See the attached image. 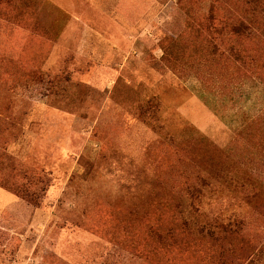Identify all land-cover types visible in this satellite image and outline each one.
Returning a JSON list of instances; mask_svg holds the SVG:
<instances>
[{
  "label": "rangeland",
  "instance_id": "rangeland-1",
  "mask_svg": "<svg viewBox=\"0 0 264 264\" xmlns=\"http://www.w3.org/2000/svg\"><path fill=\"white\" fill-rule=\"evenodd\" d=\"M157 1L0 0V264L264 253V0Z\"/></svg>",
  "mask_w": 264,
  "mask_h": 264
},
{
  "label": "crops",
  "instance_id": "crops-1",
  "mask_svg": "<svg viewBox=\"0 0 264 264\" xmlns=\"http://www.w3.org/2000/svg\"><path fill=\"white\" fill-rule=\"evenodd\" d=\"M91 2L97 6L108 5L109 13L111 15L113 14L117 20L148 19V15L150 14L149 10L152 8L151 6L153 4H159L157 0H91ZM234 223L239 225V222ZM215 236L213 239L218 243L219 249L222 251V242L225 240L221 234ZM246 264H264V253L251 258Z\"/></svg>",
  "mask_w": 264,
  "mask_h": 264
},
{
  "label": "trees",
  "instance_id": "trees-1",
  "mask_svg": "<svg viewBox=\"0 0 264 264\" xmlns=\"http://www.w3.org/2000/svg\"><path fill=\"white\" fill-rule=\"evenodd\" d=\"M251 0H246V2H250ZM231 30L233 33L240 35L245 34V32H250L252 29L249 22H239L236 25L231 26ZM264 31V27L262 28ZM10 155L7 154L5 149L0 147V167L5 166V161L10 159ZM214 173V172H213ZM25 175V174H24ZM204 184V180H201ZM216 181V179H215ZM217 182V181H216ZM0 186L10 190L11 192L15 193L25 201L35 206H38L41 200V194L34 189H31V184H25L20 179H15V176L11 175L8 170L4 169L3 171L0 170ZM200 189L195 188L193 193L191 194L190 198L193 200L200 199ZM225 227V226H222ZM202 231V230H201Z\"/></svg>",
  "mask_w": 264,
  "mask_h": 264
}]
</instances>
